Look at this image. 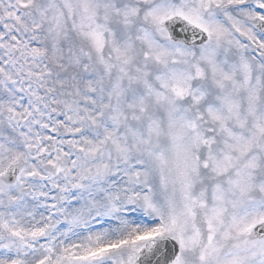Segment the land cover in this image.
Returning <instances> with one entry per match:
<instances>
[{
    "label": "snow or ice",
    "instance_id": "snow-or-ice-1",
    "mask_svg": "<svg viewBox=\"0 0 264 264\" xmlns=\"http://www.w3.org/2000/svg\"><path fill=\"white\" fill-rule=\"evenodd\" d=\"M0 264H264V0H0Z\"/></svg>",
    "mask_w": 264,
    "mask_h": 264
}]
</instances>
